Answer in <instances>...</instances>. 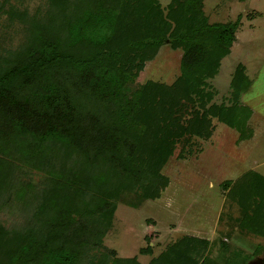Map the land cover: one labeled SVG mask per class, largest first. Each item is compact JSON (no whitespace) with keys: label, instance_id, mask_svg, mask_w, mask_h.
I'll use <instances>...</instances> for the list:
<instances>
[{"label":"rangeland","instance_id":"rangeland-1","mask_svg":"<svg viewBox=\"0 0 264 264\" xmlns=\"http://www.w3.org/2000/svg\"><path fill=\"white\" fill-rule=\"evenodd\" d=\"M91 2L0 0V55L21 48L51 16L54 35L56 24L65 23L72 11ZM178 2L184 3L143 0V13L153 18L158 12L168 28L155 47L138 44L123 52L131 69L127 94L139 88L142 100L157 107L145 114L151 128L147 145L153 143L155 154L139 150L134 158L153 176L127 181L109 164L90 163L61 141L41 143L22 135L10 139L0 135V264H11L6 254L15 245L11 236L29 226L31 217L45 218L53 205H67L72 211L98 207L82 217L94 228L90 239L96 242L79 248L76 264H155L164 253L171 264H264V236L242 224L251 222L242 217L251 213L247 203L260 196L254 174L264 176V0L199 1L197 7L207 23L237 19L238 25L228 52L194 87L182 81L183 46L174 44L170 35L192 23L195 14L184 11ZM159 20L155 18L156 30ZM145 29L138 26L129 31L130 37L145 36ZM60 36L66 37L65 30ZM93 45L83 39L68 44L66 51L84 57ZM118 46L116 35L105 45ZM239 64L249 83L241 86L236 100L247 109L238 107L234 126L210 110L231 103V80ZM94 106L104 109L99 101ZM202 115L209 117V123L197 133ZM228 180L226 187L222 183ZM233 184L238 191L230 189ZM41 205V213L34 212ZM188 241L197 253L184 252ZM174 244L183 248L178 260L172 259L175 252H167ZM146 246L149 249L141 251Z\"/></svg>","mask_w":264,"mask_h":264},{"label":"trees","instance_id":"trees-1","mask_svg":"<svg viewBox=\"0 0 264 264\" xmlns=\"http://www.w3.org/2000/svg\"><path fill=\"white\" fill-rule=\"evenodd\" d=\"M183 1L178 3L182 4L184 11L195 15L192 23L174 30L170 37L174 44L181 43L183 46L180 58L182 81L194 87L199 86L204 73L214 69L218 59L228 52L238 20L209 24L197 7L200 0ZM90 5L81 11H72L71 16L65 18V23L56 24L54 35L51 21L55 22V17L51 16L46 26H37L32 39L21 48L0 55V135L9 139L22 135V139L36 138V142L41 143L45 139L61 141L90 163L109 164L127 181L132 177L140 179L152 175L145 164L138 163L134 158L139 150L155 154L151 151L153 143L147 145L151 128L145 123V114H150L157 107L142 100L143 90L139 88L127 94L125 84L131 69L126 67L128 58L123 52L138 44L145 47L158 45L168 28L167 22L160 19L158 12H153V18L143 13V0H93ZM155 18L156 22L160 19L157 30L153 28ZM138 26L146 27L148 32L145 36L132 39L129 31ZM57 29L60 32L65 30L66 37H61ZM115 35L119 46L107 49L108 38L113 39ZM83 39L88 43L94 42L87 56L75 57L66 51L68 44ZM246 83H249L248 77L239 64L231 80V103L224 108L212 106L210 114L218 113L223 122L237 126L238 121L234 120L236 116L233 114L238 107L247 109V106L237 102V93ZM94 101H99L104 109H96ZM203 114L206 115V111ZM149 119L152 121L153 117ZM199 122L195 130L197 133H200L201 125L209 123V117L202 115ZM136 133L139 138L134 137ZM254 178L260 196L247 203V207L251 206V213L249 215L246 211L242 217L251 222L243 221L242 224L264 236V176L254 174ZM222 184L227 187L230 181ZM145 185L151 187V184ZM236 186L233 184L230 189L237 190L239 187ZM42 210L43 205L37 206L34 212L40 214ZM96 210L98 207L72 211L67 205L56 208L53 205L45 218L31 217L34 224L21 228L10 238V243H15L6 253L10 263L76 264L81 254L79 248L96 242L90 239L95 236L92 234L94 228L91 229L87 220L82 218L84 214H93ZM258 216L262 219L255 221ZM194 240L197 241V238ZM190 247L189 242L184 252L199 251L194 245ZM147 249L149 246L141 251ZM167 249V252H175L174 260L180 259L178 256L183 254L179 244ZM178 250L182 254H178ZM169 258L164 253L154 263L171 264Z\"/></svg>","mask_w":264,"mask_h":264}]
</instances>
